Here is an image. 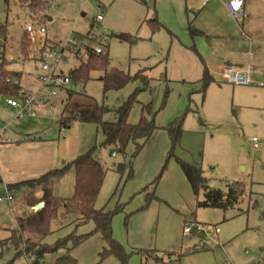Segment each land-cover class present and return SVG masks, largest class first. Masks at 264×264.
Here are the masks:
<instances>
[{"label":"rangeland","instance_id":"obj_1","mask_svg":"<svg viewBox=\"0 0 264 264\" xmlns=\"http://www.w3.org/2000/svg\"><path fill=\"white\" fill-rule=\"evenodd\" d=\"M175 1L51 0L44 11L47 35L32 34V53L39 59L20 60L25 25L36 21L28 7L30 0H10L9 6L0 0V26L7 29L0 30V43L7 37L5 57L13 58L7 66L21 72L22 89L29 90L36 100L49 98L44 107H33L35 116L30 117L27 112L19 115L21 108H12L7 103L10 96L0 94V139L13 136L16 126L33 118L38 135L57 149L55 168L69 166L54 181V193L60 197H70L74 191L75 168L70 163L93 146H97L94 155L107 171L96 207L118 211L112 220L113 236L123 244L128 257H101L105 243L95 233L70 247L69 255L79 264H264V61L245 65L249 67L247 84L232 83L224 75L203 91L196 82L202 77V60L171 27L178 6L173 5ZM260 4L264 5V0ZM156 13L161 27L152 31L148 20ZM99 14L103 16L100 21ZM119 33L127 34L128 39L119 38ZM76 40L79 43L74 50ZM85 46L108 51L111 67L133 76L139 72L148 76L147 83L138 77L105 93L101 72L94 70L90 78L65 87L73 89L76 101L108 107L107 121L117 120V109L134 96L128 122L138 123L144 113L158 126L135 157L131 156V142L125 152L102 145L104 135L96 124L75 121L68 128H60L61 98L65 101L67 95H49L40 58L47 49L62 51L58 70L67 75L85 59ZM11 97L23 103L22 98ZM146 104H150V111ZM177 118L182 119V136L173 146L167 127ZM252 137L259 139L258 147H254ZM176 156L202 167L212 189L225 193L229 184L241 181L245 193L237 206L227 210L199 206L197 201L205 198L204 189L198 195L193 191ZM6 191L0 181V195ZM152 193L155 196L145 208ZM24 211L27 207L21 191L14 192L11 201L0 202L3 239L11 236L10 230L18 225L17 216ZM75 217L70 214L54 219L51 233L42 242L53 246L73 232L80 235L94 229L93 221L79 224ZM185 226L192 232L185 233ZM203 245L206 248H196ZM63 255H68L64 249L49 252L41 264H57L61 256L63 264ZM14 256V248H6L2 262ZM29 259L19 256L12 264H32Z\"/></svg>","mask_w":264,"mask_h":264},{"label":"trees","instance_id":"obj_2","mask_svg":"<svg viewBox=\"0 0 264 264\" xmlns=\"http://www.w3.org/2000/svg\"><path fill=\"white\" fill-rule=\"evenodd\" d=\"M3 1L9 6L10 0ZM48 3V0H30L28 7L30 8L32 19L39 23H45L46 16L44 15V11L49 9ZM148 21L152 31H156L161 27V23L157 18L149 19ZM0 30L2 32L6 31V25H1ZM190 34L194 38L197 35H202L203 32L190 24ZM117 36L121 39H128L127 34L119 33ZM7 40L6 37L4 42L0 43V55L2 56V61L0 62V94L24 98L26 91L22 89L19 82L21 73L10 70L7 67L9 63L5 57V44ZM32 44V34L25 30L20 40L21 58L23 60L32 58ZM77 51L81 53L80 50ZM79 52L76 55H80L81 58ZM85 54V59L81 60L79 65L71 69L67 74L70 79L69 83H76L90 78L91 72L94 70L101 72L100 79L103 81L105 93L110 89L122 88L138 77L146 81V83L148 81V76L143 72H139L133 76L121 68L116 66L111 67L108 51L105 52L102 49V52L98 53L94 47L85 46ZM15 79H18L17 83ZM213 81L214 77L205 65L203 77L197 82L201 84V89L204 91L205 87ZM74 94L73 89L68 87L67 99L63 101L61 117L58 123L62 128L70 127L75 121L96 124L104 135L102 145H111L118 151L125 152L126 146L131 142L134 144L131 156L135 157L158 128L154 119L147 117L144 113H142L138 123L131 124L128 122L130 108L135 99L134 96L130 97L124 105L117 109V120L107 121L104 119V116L110 110L108 107L93 101H76L73 99ZM146 105L150 111V104ZM167 129H169V136L174 146L182 136V119H175L168 125ZM96 148L97 146H93L85 153L76 156L70 163L75 168L74 191L70 197H60L54 193V181L61 177L69 166L53 168L37 178L9 183L7 185L6 190L10 193L16 191L23 193L27 213L17 216L18 225L15 229L10 230V237L3 239L0 236V246L2 248L0 252V264H12V261L19 256H25L28 259L31 256L29 260H32V264L35 261H39V264H41L47 253L61 249L66 250V254L68 253V255H63L66 259V262H63V264H79L69 255L70 247L80 244L95 233H99L105 243L100 254L101 257L110 255L119 259H126L128 257L123 244L113 236L112 220L118 211L106 210L104 207L98 209L96 207L97 198L107 173L102 162L94 155ZM176 160L180 164L193 191L198 195L200 189H204L205 198L202 201H197L199 206L227 210L237 206L240 198L245 193V187L242 182L229 184L226 193L220 189H212L204 176L202 167L186 162L178 156H176ZM37 190L41 191V195H36ZM151 195L152 197H148L145 208L155 196L154 193ZM39 203L42 206L37 208L36 206ZM70 214H76L74 221H79V224L93 221L94 229L80 235H76L73 232L67 237L60 239L53 246L43 243L42 240L52 231V221L59 217L66 218ZM27 235H31L33 238L26 239L25 236ZM11 246L15 250V256L11 261L3 263V251ZM196 248L199 250L206 248V246L203 245L201 248ZM57 261V264H61L63 257L61 256Z\"/></svg>","mask_w":264,"mask_h":264},{"label":"crops","instance_id":"obj_3","mask_svg":"<svg viewBox=\"0 0 264 264\" xmlns=\"http://www.w3.org/2000/svg\"><path fill=\"white\" fill-rule=\"evenodd\" d=\"M228 1L176 0L173 4H178L176 17L170 22L175 35L191 45L193 52L202 60L203 67L206 65L210 70L214 82L225 77L226 66L245 68L248 63L264 61V5L260 4L263 0H243L242 20L230 13ZM154 18L158 19L157 13ZM49 20L52 18L49 17ZM190 24L203 34L193 38ZM255 33L261 36H254ZM36 56L32 53L34 59H39ZM11 57H6L9 62L13 59ZM18 59L23 60L21 55ZM203 74L204 68L202 77ZM67 88L60 89L58 94L64 92L67 95ZM25 91L29 93V90ZM61 100L63 105L64 99ZM29 120L20 124L23 128L16 126L13 136L7 134L0 139V181L6 188L9 183L37 178L55 168L58 152L54 143L38 135L37 122L32 121L33 118Z\"/></svg>","mask_w":264,"mask_h":264},{"label":"built area","instance_id":"obj_4","mask_svg":"<svg viewBox=\"0 0 264 264\" xmlns=\"http://www.w3.org/2000/svg\"><path fill=\"white\" fill-rule=\"evenodd\" d=\"M51 3V0L48 1ZM239 4V7H236V5ZM228 9L230 13L238 20H242L244 16L243 11V0H229L227 2ZM103 16L102 14L97 15L98 21L102 20ZM25 30L30 32L31 34L37 33L39 36H45L47 35V28L44 23H39L38 21H34L33 23H26ZM79 43L78 40L74 43V50H76V45ZM96 52H102V47H96ZM62 56V51H58L57 49H47L43 51L41 55L42 63V69L44 72H46L45 75H43V81L44 85L50 87L49 95L50 96H57L58 91L62 88H65L67 84L69 83L70 79L67 75H64L62 71L58 70V61ZM53 57H56V60L53 59ZM224 75L226 76L227 80L232 83H238V84H247L250 82L249 78V67L248 68H238L234 66H226L224 69ZM15 82H18V79H15ZM23 99V103H19L17 100L13 99L12 97L7 98V103L11 105L12 107H20L21 111L19 112V115L23 116L25 112L28 114L35 116V111H33V107L38 109L42 108L49 102V98L44 99L42 97H39V99H35L32 94L27 93ZM52 107V104H50ZM254 147H258V141L259 139L257 137L251 138ZM115 154V153H113ZM13 199L12 193H10L8 190L5 193H2L0 195V202L7 200L11 201ZM198 230L201 229V225H198ZM216 231H219V228H215ZM193 229H191L190 226L184 227L185 233H191ZM32 263V260H30Z\"/></svg>","mask_w":264,"mask_h":264},{"label":"water","instance_id":"obj_5","mask_svg":"<svg viewBox=\"0 0 264 264\" xmlns=\"http://www.w3.org/2000/svg\"><path fill=\"white\" fill-rule=\"evenodd\" d=\"M41 206H42V204L39 203V204H37L36 207H37V208H40ZM25 214H26V211L23 212V215H25ZM34 264H39V261H35Z\"/></svg>","mask_w":264,"mask_h":264},{"label":"snow or ice","instance_id":"obj_6","mask_svg":"<svg viewBox=\"0 0 264 264\" xmlns=\"http://www.w3.org/2000/svg\"><path fill=\"white\" fill-rule=\"evenodd\" d=\"M236 7H239V4H237Z\"/></svg>","mask_w":264,"mask_h":264},{"label":"clouds","instance_id":"obj_7","mask_svg":"<svg viewBox=\"0 0 264 264\" xmlns=\"http://www.w3.org/2000/svg\"><path fill=\"white\" fill-rule=\"evenodd\" d=\"M241 2H242V0H241Z\"/></svg>","mask_w":264,"mask_h":264}]
</instances>
